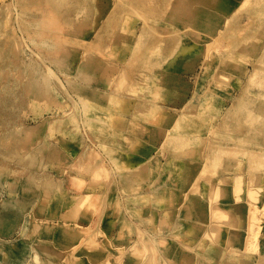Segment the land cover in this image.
<instances>
[{
  "label": "rangeland",
  "instance_id": "rangeland-1",
  "mask_svg": "<svg viewBox=\"0 0 264 264\" xmlns=\"http://www.w3.org/2000/svg\"><path fill=\"white\" fill-rule=\"evenodd\" d=\"M0 264H264V0H0Z\"/></svg>",
  "mask_w": 264,
  "mask_h": 264
},
{
  "label": "bare ground",
  "instance_id": "bare-ground-1",
  "mask_svg": "<svg viewBox=\"0 0 264 264\" xmlns=\"http://www.w3.org/2000/svg\"><path fill=\"white\" fill-rule=\"evenodd\" d=\"M135 54H136V52H134ZM81 89V88H80ZM77 90V89H76ZM161 135V134H160ZM209 162V161H208ZM211 162V161H210ZM209 162V163H210ZM180 164V163H179ZM186 165H188L187 167H186V169H185V171L183 172V178H184V182H187L188 180H189V178H191L192 177V174L195 172V170L197 169L195 166H191V164H187V162H186ZM204 165H206V162H205V164ZM208 166H210V165H208ZM207 166V167H208ZM203 170H206V169H203ZM179 171V170H178ZM203 172V171H202ZM196 174V173H195ZM195 176V175H194ZM178 177V176H177ZM184 184V183H183ZM215 188V187H214ZM220 188V187H219ZM219 188H218V190H219ZM212 189H213V187H212ZM214 190H216V189H214ZM218 190H217V192H216V194L218 193ZM224 190H225V188H224ZM170 191H172V190H170ZM222 191V190H221ZM174 192V191H173ZM213 191H211V193H212ZM235 192V191H234ZM215 193V192H214ZM224 191H222V195L221 196H224ZM93 194V195H92ZM91 195L89 194V193H85V196H88V195H90V196H92V197H96V194H94V193H92ZM213 194V193H212ZM212 194H210V197H211V195ZM221 194V193H220ZM89 196V197H90ZM217 196V198H218V195H216ZM216 196H214V197H216ZM220 196V195H219ZM227 196V195H226ZM48 197V196H47ZM175 197H177V194L176 193H174V197H173V201H176V199H175ZM228 197H229V195H228ZM85 198V197H84ZM213 198V197H212ZM211 198V199H212ZM217 198H216V200H217ZM178 199V198H177ZM210 199V198H209ZM215 199V198H214ZM213 199V200H214ZM178 201V200H177ZM191 201V200H190ZM228 201V200H227ZM211 202V201H210ZM218 202V201H217ZM182 203V202H181ZM213 203V202H212ZM210 205H211V207H212V204L210 203ZM239 206V205H238ZM209 203L207 202V203H205L202 199L201 200H199V199H195V200H192L191 201V204H190V206L188 207L189 208V210H188V214H190L192 217H193V219L194 220H197V221H205V219L207 218L206 217V215H207V212L209 213V216L211 217L212 216V213H214L215 214V211L217 210L216 208L215 209H213V210H211L210 209V212H209ZM207 209H208V211H207ZM218 212V211H217ZM252 212V211H251ZM233 213V212H232ZM234 214V213H233ZM254 214V213H253ZM217 215H219V214H217ZM222 215V214H221ZM220 215V216H221ZM215 216V215H214ZM224 216V215H223ZM227 216H229L228 215V213H227ZM218 217V216H217ZM232 217V216H231ZM237 217V216H236ZM254 217V216H253ZM217 219V218H216ZM233 219V218H232ZM239 219V218H238ZM250 219H253L252 217L250 218ZM249 220V219H248ZM256 220V219H255ZM240 221V220H239ZM250 222H252V220L250 221ZM253 223V222H252ZM195 224H196V222H195ZM194 224V225H195ZM199 224V223H198ZM198 224L197 225H195L194 226V229L195 230H197L198 232H202V230L204 229L203 228V226L201 225V226H198ZM233 224V223H232ZM252 225H254V224H252ZM236 226V225H235ZM221 229V228H220ZM241 229V228H240ZM235 230V229H234ZM187 231V230H186ZM204 231V230H203ZM248 231V230H247ZM237 234V233H236ZM61 240H62V242L61 243H64V240H63V238L61 237L60 238ZM241 241V240H240ZM249 242V241H248Z\"/></svg>",
  "mask_w": 264,
  "mask_h": 264
}]
</instances>
